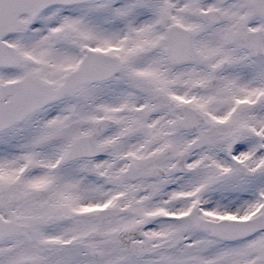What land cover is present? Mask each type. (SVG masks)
<instances>
[{
  "label": "snow or ice",
  "instance_id": "6c2138e0",
  "mask_svg": "<svg viewBox=\"0 0 264 264\" xmlns=\"http://www.w3.org/2000/svg\"><path fill=\"white\" fill-rule=\"evenodd\" d=\"M0 264H264V0H0Z\"/></svg>",
  "mask_w": 264,
  "mask_h": 264
}]
</instances>
